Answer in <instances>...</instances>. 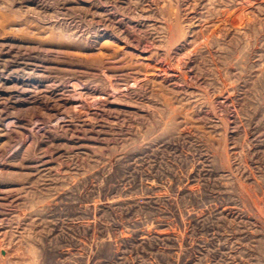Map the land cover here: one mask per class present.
I'll use <instances>...</instances> for the list:
<instances>
[{"label":"rangeland","instance_id":"374dc122","mask_svg":"<svg viewBox=\"0 0 264 264\" xmlns=\"http://www.w3.org/2000/svg\"><path fill=\"white\" fill-rule=\"evenodd\" d=\"M0 264H264V0H0Z\"/></svg>","mask_w":264,"mask_h":264},{"label":"water","instance_id":"95a60500","mask_svg":"<svg viewBox=\"0 0 264 264\" xmlns=\"http://www.w3.org/2000/svg\"><path fill=\"white\" fill-rule=\"evenodd\" d=\"M2 252H3V253H5V252H6V250H5V249H2Z\"/></svg>","mask_w":264,"mask_h":264}]
</instances>
